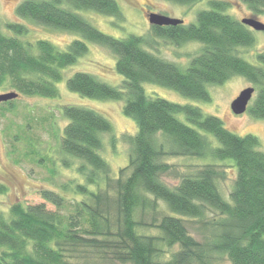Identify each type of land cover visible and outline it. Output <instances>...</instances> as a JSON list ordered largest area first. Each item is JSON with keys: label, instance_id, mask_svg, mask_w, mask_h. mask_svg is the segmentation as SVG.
Returning a JSON list of instances; mask_svg holds the SVG:
<instances>
[{"label": "trees", "instance_id": "16d2710c", "mask_svg": "<svg viewBox=\"0 0 264 264\" xmlns=\"http://www.w3.org/2000/svg\"><path fill=\"white\" fill-rule=\"evenodd\" d=\"M168 1L191 5L197 0ZM239 1L256 14L264 11V0ZM208 6L191 24L151 26L156 37L176 45H202L182 69L147 51L145 37L106 35L78 14L90 11L122 21L115 0H24L17 5L19 18L77 34L80 39L72 40L64 50L46 40L23 43L17 37L26 28L6 24L5 29L15 37L0 30V88L7 83L23 95L56 97L63 70L86 54L87 41L116 57L114 70L122 77L121 85L113 87L88 73L76 72L66 80L67 89L84 98L124 101L122 112L134 121L136 133L128 138L127 166L113 178L109 164L100 156L102 135L112 130L109 121L87 108L63 107L67 124L59 148L62 154L82 162L77 173L85 183H75L72 188L83 199L69 205L62 195L48 189L40 192L43 203H19L7 213L0 211V264H68L81 250L121 264H211L215 255L226 256L231 264H264V152L258 150V138L230 132L219 118L198 107L150 97L143 87L154 84L186 98L207 101V85H221L239 76L257 87V97L247 109L249 115L264 120V51L256 54L260 66L239 57L238 48L254 43L252 32L225 14L227 4L213 0ZM5 104L11 106L13 101ZM205 134L218 146L212 147ZM168 155L209 161L168 187L161 180L170 170L162 161ZM222 162H229L236 174L229 201L216 185L224 175L217 170ZM5 191L0 185V194ZM159 202L164 211L159 210ZM45 203L56 209H47ZM63 209L66 213L60 212ZM208 211L216 212L219 219L210 223L213 232L209 237L196 240L189 234L186 220L202 221ZM146 214H150L149 222L143 219ZM140 228H153L159 234H146ZM174 246L178 250L164 261V248Z\"/></svg>", "mask_w": 264, "mask_h": 264}, {"label": "rangeland", "instance_id": "374dc122", "mask_svg": "<svg viewBox=\"0 0 264 264\" xmlns=\"http://www.w3.org/2000/svg\"><path fill=\"white\" fill-rule=\"evenodd\" d=\"M24 0H0V30L6 36H14L5 29L6 24H21L26 33L18 36L23 43L34 44L38 40H46L59 50H64L74 39L80 36L66 31L46 27L30 20L21 19L16 15L17 5ZM122 14V21L97 14L95 12H78L86 21L102 33L115 37L125 38L129 35L146 38L148 45L145 49L155 56L176 64L184 69L190 60L197 55L202 45L197 42H187L176 45L169 40L156 37L148 22L150 13L167 16L191 24L195 21L199 11L209 8V1L197 0L191 5H178L168 0H115ZM229 6L225 14L240 22L243 18L254 17L264 24V11L256 14L239 0H217ZM254 43L247 48H238L237 55L256 66V54L264 51V31H252ZM87 52L75 64L65 68L63 79L56 84L57 96L48 98L38 95H23L11 89L9 84L0 88V95L15 92L18 97L11 106L0 103V185L6 191L0 194V211L7 213L15 204L35 205L43 203L40 192L54 190L62 195L70 205L72 202L83 199V196L74 193L75 183H85L77 168L82 162L62 154L59 148V139L67 120L62 116L65 106H78L97 112L106 118L112 126L110 133L102 135L103 146L100 156L109 164L111 177L115 178L120 169L128 164L131 145L129 137L136 133L134 121L122 112L124 101L94 100L84 98L70 92L66 87V80L76 72H84L94 76L97 80L110 86L121 85L122 77L114 70L116 57L106 48L85 41ZM146 95L159 97L181 105L198 107L204 114L219 118L224 127L230 132L244 136L254 135L259 140V151L264 152V120L255 119L248 110L243 114L232 113L230 105L239 93L247 88H253L248 107L257 97V87L242 77L235 76L221 85H207L209 100H195L186 98L173 90L154 85H143ZM177 118L189 124L182 115ZM197 130V128L195 127ZM211 146H218L216 140L205 134ZM159 141L162 138L159 136ZM170 170L161 180L168 187L178 184L184 175L194 174L202 164L209 160L196 157L168 155L162 159ZM232 162V161H229ZM229 162L218 163L217 170L224 175L216 181L222 198L229 201V195L235 180L234 168ZM66 189H63V186ZM93 190V187H88ZM159 210H165L162 202L158 203ZM47 209L55 210L52 205L45 203ZM68 206V205H67ZM61 213L66 211L60 210ZM159 218V216L157 217ZM150 221V214L143 217ZM219 219L216 212L208 211L202 221L186 220L188 232L196 240L209 237L212 232L211 222ZM206 223V227L205 224ZM209 223V224H208ZM146 234H159L156 229L140 228ZM178 250V246L164 248L162 258L168 261L171 255ZM68 264H121L115 261L102 259L99 255L86 250L73 254ZM211 264H231L224 255H215Z\"/></svg>", "mask_w": 264, "mask_h": 264}, {"label": "water", "instance_id": "95a60500", "mask_svg": "<svg viewBox=\"0 0 264 264\" xmlns=\"http://www.w3.org/2000/svg\"><path fill=\"white\" fill-rule=\"evenodd\" d=\"M148 22L151 26H176L183 23L182 20L170 18L167 16L150 13L148 15ZM241 24L246 25L256 31H264V24L254 18H243ZM253 88H247L239 93V95L232 101L230 108L235 115L243 114L247 110L249 101L251 100ZM18 97L15 92H8L0 95V103L14 100Z\"/></svg>", "mask_w": 264, "mask_h": 264}, {"label": "flooded vegetation", "instance_id": "af4514ba", "mask_svg": "<svg viewBox=\"0 0 264 264\" xmlns=\"http://www.w3.org/2000/svg\"><path fill=\"white\" fill-rule=\"evenodd\" d=\"M251 18H254V17H251ZM255 19V18H254ZM257 20V19H256ZM243 25V24H242ZM243 26H245L246 28H248L251 32L252 31H256V30H253L252 28H250V27H248V26H246V25H243ZM167 27V26H166Z\"/></svg>", "mask_w": 264, "mask_h": 264}]
</instances>
